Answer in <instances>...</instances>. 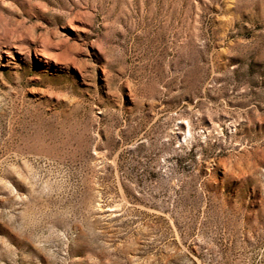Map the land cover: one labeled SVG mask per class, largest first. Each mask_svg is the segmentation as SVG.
I'll return each mask as SVG.
<instances>
[{"label":"rangeland","instance_id":"1","mask_svg":"<svg viewBox=\"0 0 264 264\" xmlns=\"http://www.w3.org/2000/svg\"><path fill=\"white\" fill-rule=\"evenodd\" d=\"M0 264H264V0H0Z\"/></svg>","mask_w":264,"mask_h":264}]
</instances>
